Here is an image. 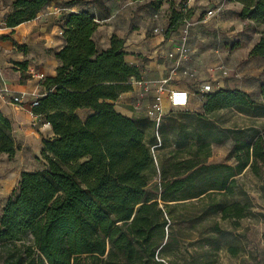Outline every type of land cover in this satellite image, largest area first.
<instances>
[{"label": "trees", "instance_id": "trees-1", "mask_svg": "<svg viewBox=\"0 0 264 264\" xmlns=\"http://www.w3.org/2000/svg\"><path fill=\"white\" fill-rule=\"evenodd\" d=\"M12 1L5 17L8 28L36 19L52 0ZM229 1L243 6L241 18L264 28V0ZM179 7L171 8L169 31L193 17L185 4ZM97 29L86 13L64 19L66 46L55 55L57 75L45 81V93L33 110L50 124L54 136L43 141L44 169L21 174L16 195L0 215L1 264H165L157 252L166 238L165 217L174 218L171 203L196 200L204 216L241 219L248 207L222 198L234 193L236 177L247 168L264 178V134L232 148L234 166L209 165V144L216 139H209L200 121L198 135L181 134L175 141L174 158L183 150L189 157L173 158L162 169L160 192L151 196L147 188L155 172L153 148L162 123L158 130L154 125L153 147L146 140L149 123L121 114L110 103L130 91L141 72L126 63L123 41L113 38L110 48L100 51L93 38ZM250 56L264 59V30ZM205 99L202 117L255 107L248 94L236 89ZM79 110L92 115L83 121L76 116ZM16 150L13 125L0 112V157L12 158ZM27 236V243L17 245Z\"/></svg>", "mask_w": 264, "mask_h": 264}, {"label": "crops", "instance_id": "crops-1", "mask_svg": "<svg viewBox=\"0 0 264 264\" xmlns=\"http://www.w3.org/2000/svg\"><path fill=\"white\" fill-rule=\"evenodd\" d=\"M12 2L0 0V112L13 125L17 150L12 159L5 154L0 157V176L3 175L2 184L6 188L0 190V196L17 191L22 173L44 169L43 141L54 134L51 127L43 126V118L33 113L30 102L35 96L43 95L45 81L57 75L60 62L55 55L66 46L63 25L71 13H86L98 23L93 38L100 51L109 49L113 38L123 41V51L128 54L126 63L140 70L141 79H133L131 90L110 103L121 114L149 123L145 134L146 140L153 141V147L155 130L149 113L159 87L166 89L160 143L153 148L160 159L163 153L176 149L179 135L200 133L198 125L207 118L202 117L206 95L241 87V77L246 72L257 78L263 75L264 59L251 57L250 53L262 38L258 28H264L241 18L243 6L236 2L52 0L36 19L8 28L5 17L11 12ZM180 4L187 5L193 17L169 31L171 8L179 11ZM210 11L212 15L208 16ZM245 28L252 29L248 39L243 34ZM238 41L242 42L241 46ZM222 51L227 53L223 55ZM244 57L250 60L249 68L237 69V63ZM256 85L261 89L264 83L253 81L247 87ZM206 86L210 87L208 92L203 90ZM175 90L188 93L186 108H171L167 94ZM16 97H21L24 104H15ZM90 115V110L76 112L83 121Z\"/></svg>", "mask_w": 264, "mask_h": 264}, {"label": "rangeland", "instance_id": "rangeland-1", "mask_svg": "<svg viewBox=\"0 0 264 264\" xmlns=\"http://www.w3.org/2000/svg\"><path fill=\"white\" fill-rule=\"evenodd\" d=\"M263 30L258 28L257 33H262ZM251 31V28H245L243 34L247 39L251 37ZM241 43L238 41V46ZM225 53L227 52L222 51L223 55ZM249 64L250 60L244 57L237 63L236 68H249ZM241 80V87L236 90L248 94L255 102V107L222 110L207 117L204 131L210 134L209 139H216L209 144L211 156L206 159L209 165L234 166L236 159L229 156L232 148L237 143L249 142L254 136L264 134V101L261 98V89L258 85L247 87L253 81L264 83V74L257 78L246 72ZM182 125L178 128L179 131L182 130ZM199 130L201 132V126ZM175 150L163 153L161 159L155 152V172L149 175L147 188L151 196L160 192L162 169L168 168L177 159L189 157L186 150H183L179 157L176 155L174 158ZM200 159H204V152ZM3 178V175L0 176L1 191L6 190L2 184ZM236 179L234 193L222 199L228 204L239 203L247 206L245 216L241 219H223L218 213L207 217L201 212L202 203L196 200L171 203L174 207V218L165 217L168 228L165 231L166 238L157 252L158 261L165 264H264V178L254 175L247 168ZM16 193L17 191H13L9 195L0 196V212L6 200L13 198ZM214 197L221 199L218 194ZM30 239V236L24 237L17 245L27 243Z\"/></svg>", "mask_w": 264, "mask_h": 264}, {"label": "built area", "instance_id": "built-area-1", "mask_svg": "<svg viewBox=\"0 0 264 264\" xmlns=\"http://www.w3.org/2000/svg\"><path fill=\"white\" fill-rule=\"evenodd\" d=\"M210 15H212V11L208 12V16H210ZM40 78L44 79V75H40ZM166 83L167 82H165L164 84H166ZM203 90L205 92H208L210 90V87L206 86V87H204ZM165 92H166V89L164 88V86L161 85V87H159V89H158V94H157V97L155 99L154 107L149 113V117L154 122V125H155L157 130L160 127L162 120H163L162 100H163V97L165 95ZM42 97H43V95H37L31 100L30 108L32 110H34L36 107L39 106V101ZM167 98H168L169 104L173 110L184 109L188 106V103H189V95L186 91H180V90L170 91L167 94ZM13 102L15 104H24L23 99L21 97L14 98ZM43 126L44 127H50V124L47 123L43 119ZM156 137L158 139V142L160 143V138H159L158 133H156Z\"/></svg>", "mask_w": 264, "mask_h": 264}]
</instances>
